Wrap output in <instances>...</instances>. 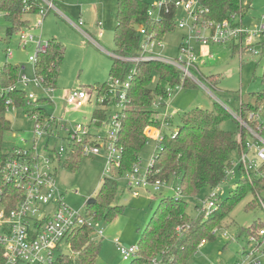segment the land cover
<instances>
[{
	"label": "rangeland",
	"instance_id": "374dc122",
	"mask_svg": "<svg viewBox=\"0 0 264 264\" xmlns=\"http://www.w3.org/2000/svg\"><path fill=\"white\" fill-rule=\"evenodd\" d=\"M149 7L157 6L161 0H141ZM252 8H248L249 16L253 17L252 23H260L264 16V0H252ZM118 0H57L54 1V8L44 15L38 14L25 16L27 26L17 31L12 36H8L9 24L0 13V69L4 64L9 63L19 67V76L26 75L29 80L35 79L33 65L29 58L36 54L35 46L24 48L20 45L19 35L21 32L32 34L44 42L49 40H59L66 49L65 59L61 67L57 80L56 89L49 95L52 104L46 106V113L66 122L68 129H73L76 125L82 124L90 126V135L98 138L100 145L105 144L104 139L110 136L112 120L111 118L122 112V103L111 99L108 106L101 105L102 97L97 100L93 93L90 102L82 109L69 107L65 103L68 93L74 89H88L92 91L99 85L108 84L111 80L110 70L117 56L114 54L116 47L114 44V33L117 25ZM80 20L86 23L81 27V32L71 24ZM42 22V29L37 28ZM101 23V26L98 25ZM75 28V29H74ZM97 28L99 31H97ZM89 32L94 40L99 41L101 48H97L89 42L83 35ZM103 36L100 37L99 33ZM183 32L174 29L168 33L163 44L166 47L163 55L167 59H176L178 46L182 40ZM264 54V41L259 47ZM9 52L12 55H9ZM214 59L202 64L200 71L204 76L220 75V83L217 86L184 89L179 85L172 95L165 100V105L157 110L161 117H165V106H170L168 116H171L168 124L163 123L161 129L150 127L145 131L148 136V143L144 147L138 167L142 172L146 171L153 163L158 152L159 141L165 135L176 132L180 125V117L187 112L201 108L204 111L213 110L217 103L223 107L231 117L222 125L223 130L238 135H242L240 123L236 120L235 114L238 112L239 104H253V93H260L264 90V60L256 57L253 61H246L241 64L238 56H233L230 48L215 46L212 50ZM113 56V57H112ZM25 68V71L22 68ZM179 71V70H178ZM180 72V71H179ZM128 79V75L125 80ZM205 80V78H201ZM160 77L157 73L153 75L151 88H155ZM26 92H35L37 97L43 94L36 91L32 86L24 88ZM105 112V120L93 122L94 112ZM259 121H264V104L261 106ZM6 118L11 121L13 131L5 137V151L11 154L18 147H30L27 141L33 138V121L29 119L22 110L10 111ZM99 124V125H97ZM157 130V131H156ZM160 132L156 139V132ZM61 134V139L65 137ZM91 136L89 140H91ZM247 137V134H246ZM63 145L62 140L50 141L49 147ZM101 155L93 158L81 160L79 168L73 172L67 167L59 168L57 172V182L61 193L64 196V204L74 210L79 211L83 216L87 215L88 201L96 199L99 189L105 178H115L118 181V193L113 202L114 207L121 210L115 214L111 221H97L95 227L102 229L103 238L94 235L93 240L99 244V254L95 264H129L123 260L114 243L119 239L122 245L127 247L138 246L140 237L151 217L157 209L161 199H175L177 193L174 184L170 183L162 187L158 192L153 189L142 190L138 196H133L128 185V176H119L117 169L111 168L110 173H106L108 168L106 160ZM44 155L47 152L43 153ZM66 164L67 162L64 161ZM136 166V165H135ZM255 180L248 182L252 185ZM254 185V184H253ZM240 188L239 177H233L229 181H224L217 189L216 194L225 199L230 197ZM253 196L250 194L240 202L231 213L226 216L214 230L215 240H206V246L197 254L193 255L187 264H240L246 260L247 253L253 250V243L250 241L252 235H246L243 230L249 228L253 223H264V212L260 205L251 203ZM187 213L190 221L198 220V212L195 202L189 201ZM218 230H221L218 232ZM227 233L230 240L224 239ZM62 252H70L66 243L61 244ZM73 256V255H72ZM264 264V257L260 259ZM161 264L160 260H153L151 264ZM150 264V263H148Z\"/></svg>",
	"mask_w": 264,
	"mask_h": 264
},
{
	"label": "trees",
	"instance_id": "16d2710c",
	"mask_svg": "<svg viewBox=\"0 0 264 264\" xmlns=\"http://www.w3.org/2000/svg\"><path fill=\"white\" fill-rule=\"evenodd\" d=\"M57 1V0H54ZM213 12V19H223L229 11L238 9L237 0H201ZM149 5L141 0H118L117 25L114 33L115 53L119 56L136 55L140 49L138 29L147 22ZM49 12L42 0H0V13L4 14L9 27L8 36H12L27 26L25 16H33ZM172 19V15L168 20ZM171 23L160 29V36L172 31ZM164 28V29H162ZM45 53L37 55V64L33 67L37 78L44 81L46 88L56 89L61 67L65 59V46L57 40H49ZM135 69L129 83L128 103L122 111L121 129L118 133L117 147L121 150V163L117 168L119 176L129 175L133 167L138 165L140 155L148 143L145 131L150 127L161 129L162 121L159 112L153 108L157 98L167 100L173 91L182 84L184 89L196 88L191 80L182 82L181 73L163 63L150 62L132 65L114 58L110 70L111 80L124 81ZM160 77L158 85L151 88L153 75ZM220 75L207 76L211 86L220 83ZM19 67L6 63L0 69V166L4 165L9 154L5 151V137L13 131L12 123L6 118V101L10 98L18 108L30 117L32 112L42 113L43 109L31 108L26 104V91H15L6 94L5 90L17 84ZM92 92L97 99L104 98L101 105L111 103L112 94L108 84L99 85ZM253 104H243L236 114L248 121L251 113L261 110L264 104V90L253 93ZM105 112H94L93 119L103 122ZM231 115L217 103L213 110L204 111L201 108L187 112L180 117V125L176 132L165 135L158 146L154 164L149 168L151 181H160L164 185L174 184L177 198L161 199L142 233L138 255L129 264H148L160 260L161 264H187L196 254L203 240L214 241L213 230L228 216L235 207L248 196H253L254 205H258L256 193L264 192V178L256 179L254 185L248 182L242 170H238L240 188L230 197L222 199L218 196L217 210L207 220L198 217L190 221L187 213L189 201L198 202L219 187L226 178L227 169L233 160L237 159L241 149L238 135L223 130V123ZM255 126V121L249 122ZM147 132V131H146ZM242 141L246 134L242 131ZM77 152L63 162L73 172L79 168L83 159L80 146H75ZM264 171V168H263ZM159 191V190H158ZM155 191V192H158ZM118 193V181L115 178H105L96 196V202L88 205L87 214L94 220L111 221L121 210L114 207L113 202ZM22 192L13 184L4 183L0 175V211L9 214L22 200ZM232 210V211H231ZM262 227L261 221L253 223L243 230L246 235H255ZM93 230L84 227L69 237L71 257L61 255L56 264H95L99 254V244L93 240ZM3 252L0 250V264H4Z\"/></svg>",
	"mask_w": 264,
	"mask_h": 264
},
{
	"label": "built area",
	"instance_id": "2783aa9c",
	"mask_svg": "<svg viewBox=\"0 0 264 264\" xmlns=\"http://www.w3.org/2000/svg\"><path fill=\"white\" fill-rule=\"evenodd\" d=\"M42 1L48 10L54 8V0ZM251 1L237 0L238 9L229 11L225 18L218 20L213 19L212 10L201 0H161L157 6L148 8L147 22L138 29L140 35L138 53L132 56H117V59L135 66L150 62L163 63L179 70L182 82L187 79L204 88L210 86L206 80L207 76L201 73L200 68L202 64L205 65L215 58L212 52L215 46L234 48L242 65L246 61L255 60L256 57L264 60V54L259 50L264 41V16L260 23H252L254 18L248 14V8H252ZM170 15L172 19L168 20ZM169 22L172 31L178 29L183 32L177 58L172 60L163 55L166 51L163 40L168 33L160 36L161 30L153 29L164 27ZM71 24L81 31L84 22L80 20L77 24L73 22ZM42 25V22L38 23L37 28L42 29ZM98 25L101 26V23ZM19 41L24 48L32 45L36 47V54L29 58L33 67L37 64V55L45 53L49 44V41L44 42L41 37L38 40L26 32L20 33ZM9 55L12 53L9 52ZM22 70L25 71V68ZM133 74L135 69L128 74L127 80H110L108 83L111 99L122 103L124 109L129 101V83ZM203 77L205 80L201 79ZM29 86L43 95L37 97L35 92H26V104L32 111L38 107L43 111L32 112L30 117L22 111L33 121V138L27 141L30 147L16 148L9 154L5 164L0 166V175L4 183L15 185L23 194L22 200L9 214L0 211V250L3 252L4 264H56L63 255L61 244L66 243L70 249L68 239L79 229L88 227L93 230V236L104 237L103 230L96 229L93 216L88 214L83 216L81 212L74 211L64 204V196L57 182V172L62 168L61 164L64 161L76 154L75 146H80L79 151L84 158L100 156L104 150L102 156L108 166L106 173H110L112 167L119 168L121 150L117 147V142L122 112L111 118L112 132L108 139H104L105 144L100 145L98 138L90 135V126L78 124L73 129H68L66 122L46 113V106L53 103L49 97L53 89L46 88L44 81L36 75L34 80H29L24 74L20 75L17 84L5 90V93L25 91L24 88ZM92 95L91 90L74 89L68 93L65 103L69 107L82 109L90 102ZM101 99L103 103L104 98ZM163 104L165 105V100L157 98L153 108L157 111ZM242 106L241 100L239 108ZM165 107L164 121L171 119V116H168L170 106ZM18 110L20 109L16 102L9 98L6 101V114ZM260 112L251 113L248 121L235 114L247 137L245 141H242L241 136L238 138L241 149L237 159L233 160L227 169L224 181L237 177L240 169L250 182L264 178V121H259ZM92 121L97 122L95 119ZM251 121H255V126L249 124ZM148 130L151 132L150 128ZM63 132L66 135L61 139ZM59 140H62L63 145L49 147L50 141ZM158 141L160 143L161 139ZM44 152L47 154L44 155ZM153 164L154 161L144 172L138 165L133 167L127 185L133 196H138L142 190L158 191L166 186L160 181H151L149 168ZM217 189L218 187L209 197L198 202L196 210L199 217L207 220L217 210ZM255 198L264 212V192L256 193ZM215 233L217 232H214V235ZM251 237L253 250L247 253L246 260L240 264H261L260 259L264 257V223ZM224 239L230 240L227 233H224ZM114 243L124 261L130 262L138 255V246L127 247L122 245L119 239H115ZM205 246L206 240H203L196 254Z\"/></svg>",
	"mask_w": 264,
	"mask_h": 264
},
{
	"label": "crops",
	"instance_id": "0c3cea01",
	"mask_svg": "<svg viewBox=\"0 0 264 264\" xmlns=\"http://www.w3.org/2000/svg\"><path fill=\"white\" fill-rule=\"evenodd\" d=\"M82 21H83V20H82ZM84 25H86L85 22H84ZM74 29H75V28H74ZM76 30H77V29H76ZM77 31H79V30H77ZM97 31H99L98 28H97ZM79 32L82 33V31H79ZM100 33H102V32H100ZM100 33H99V36L102 37V36H103V33H102V35H100ZM83 35H84V37H85L89 42H91L94 46H96L97 48H101L100 45H99V41L94 40V39L92 38V37H94V36L91 35L89 32H83ZM57 41H59V40H57ZM59 42H61V41H59ZM61 43H62V42H61ZM62 44H63V43H62ZM228 48H230L232 55H233V56H236V50H235L234 48H232V47H228ZM112 57H113V56H112ZM209 76H212V75H209ZM159 115H160V114H159ZM161 120H162L163 123H165V124L171 123V122H170V119L164 121V119L161 117ZM156 131H157V130H156ZM160 132H161V131H160ZM160 132H159V131L156 132L155 137H156L157 135L160 136V135H159ZM160 134H161V133H160Z\"/></svg>",
	"mask_w": 264,
	"mask_h": 264
},
{
	"label": "water",
	"instance_id": "95a60500",
	"mask_svg": "<svg viewBox=\"0 0 264 264\" xmlns=\"http://www.w3.org/2000/svg\"><path fill=\"white\" fill-rule=\"evenodd\" d=\"M118 95V94H117ZM96 202V200L95 199H90L89 201H88V205H91V204H94ZM63 255L64 256H67V257H71L72 256V253H70V252H63Z\"/></svg>",
	"mask_w": 264,
	"mask_h": 264
}]
</instances>
